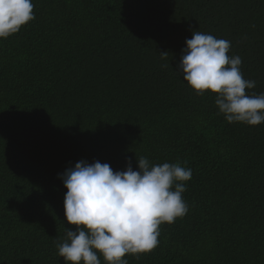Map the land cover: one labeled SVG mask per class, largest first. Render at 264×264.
Masks as SVG:
<instances>
[{"label": "trees", "instance_id": "obj_1", "mask_svg": "<svg viewBox=\"0 0 264 264\" xmlns=\"http://www.w3.org/2000/svg\"><path fill=\"white\" fill-rule=\"evenodd\" d=\"M32 3L35 19L0 38V264H65L56 245L76 226L58 174L140 157L192 179L188 212L128 264H264V123H229L178 68L200 31L231 43L256 81L246 94L264 93V0Z\"/></svg>", "mask_w": 264, "mask_h": 264}, {"label": "clouds", "instance_id": "obj_2", "mask_svg": "<svg viewBox=\"0 0 264 264\" xmlns=\"http://www.w3.org/2000/svg\"><path fill=\"white\" fill-rule=\"evenodd\" d=\"M33 7L32 0H0V38L34 20ZM186 45L178 65L183 80L198 94H217L215 103L229 123H264V93L246 94L256 81L244 79L241 58L227 54L231 43L193 31ZM167 55L161 53L162 58ZM137 160L138 170H133L131 158L126 171H114L99 160H80L58 174L67 188L66 220L76 226L67 228L63 242L56 245L65 264H101L97 252L107 264H128L126 254L153 251L159 244V226L188 212L182 193L192 170L179 163Z\"/></svg>", "mask_w": 264, "mask_h": 264}]
</instances>
